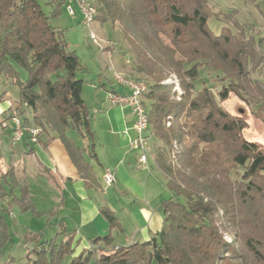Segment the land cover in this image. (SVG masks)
Returning a JSON list of instances; mask_svg holds the SVG:
<instances>
[{"label":"trees","instance_id":"16d2710c","mask_svg":"<svg viewBox=\"0 0 264 264\" xmlns=\"http://www.w3.org/2000/svg\"><path fill=\"white\" fill-rule=\"evenodd\" d=\"M209 3H92L95 20L118 26L134 70L150 79L144 99L154 165L171 196L162 201V227L149 240L115 244L111 231L123 228L116 213L103 205L110 232L91 239L92 248L76 253V232L64 227L46 240L28 233L25 241L33 246L25 264H264V145L244 135V116L222 105L234 94L248 105L260 104L258 112L264 110V82L254 78L264 66L263 39H255L233 12L223 14L225 26L216 34L208 24L215 15ZM70 4L76 6L75 0H0V71L19 87L20 103L14 108L21 118L29 111L22 118L25 125L41 128L39 144L45 147L58 136L82 178L100 188L90 161L98 163L94 114L82 95L85 78L79 76L87 68L66 30L53 23ZM18 67L27 70L25 80ZM205 68L221 74L217 81L228 82L218 94L207 85L199 87ZM171 76L181 93L175 83H164ZM44 133L47 141L41 139ZM72 133L90 145L80 146ZM11 173V168L0 172V201L10 199L0 208L1 240L9 236L6 220L14 203L22 211L42 214L28 203L27 184H21L17 196L14 177L6 191L1 181L8 182Z\"/></svg>","mask_w":264,"mask_h":264},{"label":"crops","instance_id":"0c3cea01","mask_svg":"<svg viewBox=\"0 0 264 264\" xmlns=\"http://www.w3.org/2000/svg\"><path fill=\"white\" fill-rule=\"evenodd\" d=\"M250 1L256 4L254 0ZM241 14L239 18L244 22ZM110 46L111 49L117 48ZM107 52L109 54L111 51ZM126 52L128 51H119L122 54L117 55L113 67L125 69V64L133 63L132 58L128 61L124 59ZM129 66L133 68V64ZM107 67L108 62L104 60L91 78L83 76L85 84L82 92L87 106L94 114L92 128L96 136L98 163L89 158L88 152L85 155L94 163L100 188L82 178L58 136H54L45 147L39 143L34 144L27 137L20 143L12 140L8 149H4L8 160L0 158V172L11 168L12 174L16 173L20 179L21 174L26 178L34 176L44 179L46 184H27L32 203L36 205L33 199L39 200L41 197L45 204L43 212L55 214L59 219L60 229L64 227L69 232H76V239L80 241L76 253L90 248L91 239L110 232L109 222L101 213L103 205H108L116 213L123 228L111 231L115 244L121 245L117 241L118 234L131 232L126 244H122L127 245L149 240L161 229V203L171 196V192L165 190L167 187L164 175L154 165V153L149 159L148 168L138 164V153L130 145L136 135V118L130 106L114 105L108 101V92L112 88L118 92H124V89L114 84L108 76ZM8 109L0 106V113L7 112ZM7 131L12 132L9 128L4 130ZM51 134L56 135L55 132ZM72 136L80 146L87 148L90 145L89 139H83L75 133ZM48 137L46 133L41 135L43 141H47ZM4 161L7 167L2 166ZM107 168L112 169L115 174V182L109 189L103 188V174ZM9 200L6 199L7 202ZM11 216H14V210Z\"/></svg>","mask_w":264,"mask_h":264},{"label":"rangeland","instance_id":"374dc122","mask_svg":"<svg viewBox=\"0 0 264 264\" xmlns=\"http://www.w3.org/2000/svg\"><path fill=\"white\" fill-rule=\"evenodd\" d=\"M90 1L94 4L96 2V0ZM254 2H256V4L252 3L250 0H210V9L216 16L211 15L208 20V24L209 27L216 34H218L225 26V22L222 19L223 14L229 15L233 12L235 17L240 22H242L239 18L240 14L242 13L241 17L244 21L242 23H245L248 26V31L255 37V39H263L261 50L264 54V0H254ZM73 7L75 8L74 13H70L67 7H65L62 14L56 17L53 23L54 25L66 30V36L68 41L70 42L71 48L76 51L81 64L87 68L86 73H79V76L91 78L93 74H95L97 68H99L101 63L105 60L108 62V76L112 79V71L110 69V66L114 64L113 61H115L117 55L122 54H120L119 51H128V45L126 41L123 40L118 26L113 25L109 22L101 23L95 20L92 25V30L96 38H98L97 41L100 42V46L99 44L94 42V40L90 37L89 30L82 24L83 16L79 8L75 5H73ZM219 15H221V18L217 17ZM254 17H256L257 19L254 20ZM251 21H254V24L251 23ZM113 43H115V45H113ZM110 45L117 48L111 49ZM102 46H104L103 49H101ZM107 51H111L112 59L109 57ZM131 58L132 54L129 51L126 52V54L124 55V59L128 61ZM132 64L133 63L131 62L125 64V69L121 68L122 70L117 67L116 68L126 75L145 80L147 83H149L150 79L148 77L137 73L133 68H131V66H129ZM18 70L20 73V78L22 80H25L28 77L27 70L22 67H18ZM217 77L221 79V74H218L206 68L203 69L200 77L201 83H199V87L207 85L211 87L216 94H218L223 86L228 85V82L226 81L223 83L221 81H217ZM254 78H257L264 82V66L258 72H256ZM164 83H175V90H177L178 93H181L179 82L175 76L168 77L166 80H164ZM115 85L119 86L117 84ZM0 98H2L0 101V106L6 109L9 108L7 112L4 111L0 113V158H2V160H8L5 157L7 152H5L4 149H8V147L12 144L13 136L12 132L10 131L4 132V130L7 128L3 127L2 121L8 120V123H10L11 118L10 116H8L9 113H11L10 107H12V110L15 109L14 107L20 103V95L18 85L14 83V81L9 78L4 72L1 71ZM222 105L231 113L244 116L248 122V127L244 130V135L249 140L257 141L258 143L264 145V110L258 112L260 104L252 103L251 105H248L236 95L231 94L227 100L222 102ZM26 115H30L29 111L25 112L22 118H24ZM9 130H11L10 126ZM2 166L7 167L5 161ZM239 169L240 171H242V168ZM14 177H16V181L18 182L15 185L18 186H21V184L29 185V183H32L33 185H39L40 183L46 184V182L43 181L44 179H42L41 177L36 178L32 176L26 178L25 175L21 174L22 179H20L16 173H11L10 177L8 178V182L4 180L1 181L6 188V191L9 190V186L13 183L12 180L14 179ZM18 186V190L15 191V194H17V196L20 195V186ZM104 187L105 185L103 184V188ZM165 190L168 189L166 188ZM28 201V203H32L30 195ZM33 202H36V205L34 203H32V205L36 208L37 211L41 212L42 214H34L32 212V209H30V211H22L20 206H18L16 203L13 204L12 210H14V216L8 215L6 220L9 236L7 240L0 239V264L26 263L27 251L33 246V244H31L30 242L25 241V237L28 233L40 234L42 235V238L46 240L54 237L59 232L58 230H61L59 226L60 223L58 224L59 219L55 217L56 215L43 212V210H45L44 200L39 197V200L33 199ZM6 203V200H1L0 208L6 206ZM160 209L163 210L162 207ZM130 235V231L118 234L117 241L121 245L126 244L125 242L127 241V236ZM225 238L228 241L231 240V236L228 234L225 235ZM90 247L92 248L93 246L91 245Z\"/></svg>","mask_w":264,"mask_h":264},{"label":"built area","instance_id":"2783aa9c","mask_svg":"<svg viewBox=\"0 0 264 264\" xmlns=\"http://www.w3.org/2000/svg\"><path fill=\"white\" fill-rule=\"evenodd\" d=\"M76 7L79 8L83 19L82 24L89 30L90 37L95 43L97 41L92 25L95 22L96 9L90 0H75ZM67 9L70 13L75 12V8L72 4L68 5ZM100 45V44H99ZM101 46V45H100ZM104 46L101 47L103 49ZM109 57L112 58L111 52ZM112 71V80L115 84L124 89V92H108V101L114 105L130 106L135 115V137L131 140V148L137 151L138 164L142 167L148 168L150 155L153 153V143L150 137V123H149V111L144 99V94L149 89V84L142 79L134 78L123 72L117 70L113 65L110 66ZM10 123L8 120H3L2 125L4 128H9L12 131L14 143H20L28 135L30 140L34 144H38V135L41 132V128L33 127L31 125H25L23 119L19 115L16 109L10 111ZM115 182L114 171L110 168L105 169L103 174V183L105 189H109Z\"/></svg>","mask_w":264,"mask_h":264}]
</instances>
